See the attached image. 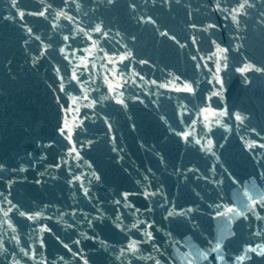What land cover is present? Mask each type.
<instances>
[{
	"label": "water",
	"instance_id": "1",
	"mask_svg": "<svg viewBox=\"0 0 264 264\" xmlns=\"http://www.w3.org/2000/svg\"><path fill=\"white\" fill-rule=\"evenodd\" d=\"M262 250L264 0H0V264Z\"/></svg>",
	"mask_w": 264,
	"mask_h": 264
},
{
	"label": "snow or ice",
	"instance_id": "2",
	"mask_svg": "<svg viewBox=\"0 0 264 264\" xmlns=\"http://www.w3.org/2000/svg\"><path fill=\"white\" fill-rule=\"evenodd\" d=\"M244 7H245V5L243 3H241L239 6L240 9H243ZM238 14H239V11H237V15ZM41 15H43V13H41ZM235 19H236V17L233 16V20H235ZM96 31L99 32V31H101V29L97 28ZM121 59H123V58H121ZM249 70H251V66H245L244 68H241L238 71H240L241 73H244V72L249 71ZM256 71H261V69H256ZM188 91H192V89L189 87ZM221 115H224V113H221ZM235 119L239 121V120H242V117L240 115H236ZM229 211H231V209ZM262 251H264V250H262Z\"/></svg>",
	"mask_w": 264,
	"mask_h": 264
}]
</instances>
